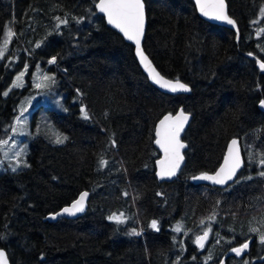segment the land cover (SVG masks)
I'll list each match as a JSON object with an SVG mask.
<instances>
[{
    "label": "trees",
    "instance_id": "obj_1",
    "mask_svg": "<svg viewBox=\"0 0 264 264\" xmlns=\"http://www.w3.org/2000/svg\"><path fill=\"white\" fill-rule=\"evenodd\" d=\"M98 1L0 0V45L9 28L15 33L0 62V142L34 94L37 64L54 73L67 107L49 110L67 135L63 144L37 136L27 166L0 172V247L11 264H264V73L257 64L264 61V0H226L238 40L202 19L192 0H145V51L164 76L191 88L176 95L149 82L134 46L97 12ZM57 17L68 23L57 27ZM16 59L29 61L26 83L5 96ZM179 109L192 116L182 137L185 164L177 178L160 181L156 126ZM235 137L244 155L235 182L194 184L193 176L217 169ZM84 190L83 215L48 219ZM113 213H122L123 223L109 220ZM209 226L202 250L194 239ZM246 241L248 252L231 251Z\"/></svg>",
    "mask_w": 264,
    "mask_h": 264
},
{
    "label": "snow or ice",
    "instance_id": "obj_2",
    "mask_svg": "<svg viewBox=\"0 0 264 264\" xmlns=\"http://www.w3.org/2000/svg\"><path fill=\"white\" fill-rule=\"evenodd\" d=\"M197 5L201 13L205 16H211L216 20L225 21L230 25L235 26L236 21L232 19L227 12V5L225 0H197ZM101 12L107 14L108 23L114 25L119 29L127 39L135 41L137 55L140 57L141 63L149 70L151 78L164 88H168L173 92L176 91H190V88L187 84L182 83L178 78L173 80L165 79L160 73L156 72L155 68L152 67L151 61L148 60V57L144 54V51L141 47V39L144 35L145 28V5L144 0H100L99 4L96 5ZM261 15L264 16V7L260 9ZM59 21L57 27L60 24H67V19H61L60 17L56 18ZM238 33V29H237ZM264 33V28H261L258 35ZM14 33L9 30L6 33L7 38L3 41V47L0 48V59H2L7 51L8 44L10 43L11 38L14 37ZM249 55H252L249 53ZM56 57H52L49 63H55ZM261 69H264V62L260 63ZM27 70V65H25V71ZM25 71H21L13 81V87L23 86V77ZM44 82L54 79L45 75L43 78ZM46 83H38L36 87H45ZM11 89H9L10 91ZM3 95H8V92H4ZM261 105L264 106V100L260 101ZM82 115L85 119L88 118V112L85 108L81 109ZM189 117L186 115L183 110L176 116L172 117L171 115L165 116L163 120L160 121L159 126L156 128V144L164 148L165 159L158 161L161 165V171L159 175L163 177H171L176 173V169L179 168L180 162L183 160L180 150L185 147V145L180 141V133L184 129V124L188 121ZM18 124L22 123L20 117L16 118ZM12 131H17L15 127L12 128ZM67 137H62L60 134H56L55 142L57 144H63ZM0 143H7V141H2ZM111 143L115 145L116 141L112 140ZM238 141L233 139L228 145V154L224 158V163L221 165L218 171L214 175H209L208 173H201L199 176H193V180H211L217 184H225L226 181L232 180L237 171L241 168L243 161L241 160ZM19 156L20 153H17ZM261 158L258 160V164L264 166V153L260 154ZM100 165L103 167L108 162L104 159L99 161ZM20 161H17L19 166ZM16 169L13 168V171ZM260 177H264V171L258 173ZM246 179H252V177H247ZM88 192H82L79 195V198L72 202L69 207L62 209V213H67L69 215H75L78 212L84 211L85 201L88 197ZM127 195V193H125ZM54 215L59 216L61 213H55ZM109 220H115L117 223H123V214L117 215L113 213L108 217ZM209 219H213L210 217ZM203 224L204 222L201 221ZM151 228L159 230L158 222L153 220L150 225ZM176 232L181 231V226L177 224L174 229ZM251 231L256 232L257 229H251ZM211 232V227L209 226L206 231L203 232L202 236H197L195 243L199 245L200 248L205 246V241H207L208 236ZM133 235H139L133 229L131 233ZM260 242L264 244V232H261L259 235ZM219 242V241H217ZM249 247V243L246 241L241 244L239 247L232 248L231 251L240 255ZM211 259V256L208 257ZM0 264H8L6 253L3 250H0ZM223 264V262H221ZM244 264H248V261H245Z\"/></svg>",
    "mask_w": 264,
    "mask_h": 264
},
{
    "label": "rangeland",
    "instance_id": "obj_3",
    "mask_svg": "<svg viewBox=\"0 0 264 264\" xmlns=\"http://www.w3.org/2000/svg\"><path fill=\"white\" fill-rule=\"evenodd\" d=\"M11 31L14 33V30ZM13 38H11L10 42L13 40ZM2 47L3 43L0 45V48ZM6 53L7 51L5 52V55ZM5 55L2 59H0V62L4 60ZM10 59V56H8L5 62H8ZM15 63L18 65L17 68L19 71L15 74L12 83L6 89L8 93L10 92L9 89L14 88L13 81L15 80L16 76L21 71H25V65H27V70L25 71V75L23 77V86L25 85L26 76L30 69L29 61H24L21 63L19 59H16ZM48 65L51 64L48 63ZM45 75L54 79L53 72L47 71V67L45 68L37 64L34 71L32 72L30 81V84L35 87L34 94L28 96L22 102L21 113L19 115L22 123L18 124L16 122L14 127L17 129V131H13L10 138L5 140L7 143H0V172L13 170V168L20 170L27 166V154L30 149L31 141L35 137L41 135L54 143H56L55 139L57 133L62 137H67L65 133H63L58 127L54 125L49 115V110L66 112L67 107L64 103L66 92L63 89H60L59 86H57L52 80L44 82L42 78ZM42 82L46 83L45 87H36L38 83ZM17 153H20V155L18 156ZM17 161H20L19 166L17 165ZM202 234L203 233L196 235V237L201 236ZM210 237L211 235L209 234L208 239L205 242V246L200 249L205 250Z\"/></svg>",
    "mask_w": 264,
    "mask_h": 264
},
{
    "label": "water",
    "instance_id": "obj_4",
    "mask_svg": "<svg viewBox=\"0 0 264 264\" xmlns=\"http://www.w3.org/2000/svg\"><path fill=\"white\" fill-rule=\"evenodd\" d=\"M192 1H193L194 4H195V7H196V10H197L198 15H199L202 19H204V20H206V21H208V22H210V23H212V24H216V25H219V26H223V27L229 28V29H231V30H233V31H235V32L237 33V29H238L237 22H236V25L233 26V25L228 24V23L225 22V21L216 20V19L212 18L211 16H205V15H203V13H201V11H200V9H199V6L197 5V0H192ZM99 2H100V0L97 2L96 5H98ZM225 2H226V5H227V12H228V15H229L232 19H234V18L229 14V11H228V4H227V1H226V0H225ZM144 5H145V0H144ZM96 9H97V12L105 18V21H106V23H107V25H108L109 27H111L112 29L116 30V31H117V32H118V33H119V34H120V35H121V36H122L127 42L131 43V44L134 46V49H135V56H136V58H137V60H138V63H139V65H140V67L142 68L143 72L145 73V75L148 77L149 82H150L154 87H156V88H157L158 90H160L161 92L168 93V94H174V95H176V94H189V93L191 92V88H190V86H189L188 84H187V85L189 86L190 91H186V92H185V91H176V92H173V91H171L170 89H168V88H164V87H162L160 84H157V83L151 78V74H150L149 70L144 66L143 63H141L140 57L137 55V50H136L135 41H132V40L127 39V37H125L124 34H123L119 29H117L114 25L108 23V19H107V14H106V13L101 12V11L99 10L98 7H96ZM234 20H235V19H234ZM146 29H147V16H146V5H145V28H144V35H143V37H142V39H141V47H142V49H143V51H144V54L148 57V60L151 61V65H152V67L155 68L156 72L160 73V75L163 76L165 79L175 81L177 78H169V77L164 76V75L158 70V68L155 66V64H154V62L152 61V59L150 58V56H149V55L147 54V52L145 51V49H144V40H145V35H146ZM238 39H239V29H238V33H237V40H238ZM261 62H264V61H262L261 59H258L257 64H258V66H259L261 72L264 73V69H261V67H260V63H261ZM179 80H180V79H179ZM180 81H181L182 83H185V82H183L182 80H180ZM185 84H186V83H185ZM262 100H264V98H263ZM259 108H260L262 111H264V106H262L260 102H259ZM181 110H183V109H179V110H178L176 113H174V114L171 113V112L165 114V115L159 120V122L157 123L156 128L159 126L160 121L163 120L165 116H169V115H171L172 117H176V116L181 112ZM183 112H184L186 115H188L189 119H188V121L184 124V129H183V131L180 133V141L185 145V147H184L183 149L180 150L181 155L183 156V160L180 162L179 168L176 169V173H175L174 176H171V177H163V178H162V177L159 175V173H160V171H161V165L158 163V161H162V160L165 159V151H164V148H162L160 145L156 144V142H155V146H156V147L159 149V151H160V158H159V159L157 160V162H156V165H157V176H158V178H159L160 181H172V180H174L175 178H177V176L179 175L180 171L182 170V168H183V166H184V164H185V155H184V151H185L186 148H187V143L182 139V137H183V135H184L185 130L187 129L188 125H189L190 122H191L192 116H191V114L185 112L184 110H183ZM155 135H156V132H155ZM156 139H157V137H156ZM233 139H236V140L238 141V145H237V146H238V148H239V153H240L241 160L243 161L242 166H241V168L237 171L236 176H235L232 180H228V181H226L225 184H217V183H214V182L211 181V180H202V179H200V180H192L194 184H196V185H210V186H221V187H227L228 185H230V184H232L233 182H235V180L237 179V176H238L240 170L242 169V167H243V165H244V155H243L242 142H241L240 138H237V137L232 138V139L229 141L228 145L231 143V141H232ZM155 141H156V140H155ZM228 145H227V148H226V151H225V154H224L223 160H222V162L220 163V165L217 167V169H216L215 171H213V172H204V173H208L209 175H214L215 172L219 170V168L221 167V165L224 163V158H225V156L228 154ZM199 175H200V174H199ZM199 175H197V176H199ZM82 192H88V194H89L88 197L86 198V201H85L84 211H82V212H78V213H76L75 215H69V214H67V213H62V209L65 208V207H69V206L72 204V203H71V204H69V205L63 207V208H62L61 210H59L58 212H56V213H61V215L56 216V215L53 214V216H49L48 219H49V220H56L58 217L76 218V217H79V216L83 215V214L87 211V208H88V201H89L90 193H89V191H87V190H84V191H82ZM82 192H81V193H82ZM79 195H80V194H79ZM79 195H78V197H77L76 199L79 198ZM76 199H75V200H76ZM75 200H74V201H75ZM202 235H203V234H202ZM202 235H201V236H202ZM205 242H206V241H205ZM248 243H249V242H248ZM198 247H199V245H198ZM249 247H250V243H249ZM249 247H248L243 253L248 252ZM199 248H200V247H199ZM0 250H3V251L6 253L7 262H8V264H11L6 249L0 247ZM221 262H223V264H227V263H226V259H222L218 264H221Z\"/></svg>",
    "mask_w": 264,
    "mask_h": 264
},
{
    "label": "built area",
    "instance_id": "obj_5",
    "mask_svg": "<svg viewBox=\"0 0 264 264\" xmlns=\"http://www.w3.org/2000/svg\"><path fill=\"white\" fill-rule=\"evenodd\" d=\"M56 62V61H55ZM50 64H55V63H50Z\"/></svg>",
    "mask_w": 264,
    "mask_h": 264
}]
</instances>
